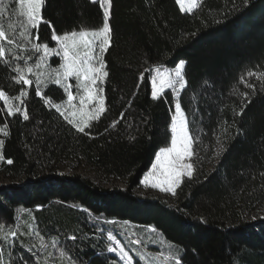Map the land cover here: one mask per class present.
Returning <instances> with one entry per match:
<instances>
[{
    "label": "trees",
    "instance_id": "obj_1",
    "mask_svg": "<svg viewBox=\"0 0 264 264\" xmlns=\"http://www.w3.org/2000/svg\"><path fill=\"white\" fill-rule=\"evenodd\" d=\"M6 3L0 23L6 30L9 23L19 27L16 6ZM110 13L106 111L87 134L52 106L65 104L62 86L50 78L40 89L45 95L36 96L35 84L20 86L11 79L10 66L23 67L22 61L10 60V66L0 61V89L9 95H18L21 87L29 92L23 98L28 121L0 112V127L7 123L9 133L0 134L5 141L0 174L21 178L0 186V225L17 232L15 263L122 264L117 253L107 251L115 246L107 239L111 234L129 253L136 248L162 255L166 264H175L174 257L183 264H264V218H247L264 208V81L259 79L264 74V0H249L247 6L244 0H198L191 13L181 12L176 0H112ZM41 14L43 22L33 33L54 48L53 31L103 25V9L90 0H46ZM22 55H32L30 63L38 58ZM181 60L187 85L179 99L195 140L193 176L182 179L175 195L140 193L156 155L171 145L174 96L168 90L152 100L150 72L176 67ZM60 63L61 57L52 55L42 71L54 75L51 70ZM121 113L124 119L111 127ZM83 166L106 187L64 172ZM114 181L126 187H114ZM41 239L47 247L41 248Z\"/></svg>",
    "mask_w": 264,
    "mask_h": 264
},
{
    "label": "snow or ice",
    "instance_id": "obj_2",
    "mask_svg": "<svg viewBox=\"0 0 264 264\" xmlns=\"http://www.w3.org/2000/svg\"><path fill=\"white\" fill-rule=\"evenodd\" d=\"M46 0H12V4L16 7L14 11L18 13V19L22 20L19 27L16 24L9 23L7 30L0 23V61H3L5 66H10V60L22 61L23 67L19 65L10 66L14 75L11 77L16 85L32 86L35 84V95L43 97L45 93L41 92V86L46 85L51 78L52 83L62 86L67 94L65 104H52L50 99H44L45 104H52L56 112L69 125L75 128L79 133H86V129L92 127L91 122L97 121L106 111L104 93V83L109 76L107 71L104 54L111 46L112 29L109 24L110 10L112 8V0H90V3H99L103 9V25L98 30H79L71 31L64 34H56L53 31L51 39L55 41L58 48L50 47L48 43L41 42L38 32L35 34L33 30H37L40 23L43 22L41 14L42 7ZM180 6L181 12L191 13L197 7V0H176ZM249 0H244L247 6ZM187 5V7H186ZM8 11L6 0H0V17ZM11 33L8 34V33ZM17 33L19 40L17 39ZM35 41V42H33ZM27 42V43H25ZM6 45H13L19 51L13 52L11 48H6ZM30 46V47H29ZM31 52L38 54V58L34 60L33 56L29 55L27 59L22 53ZM55 55L61 57L62 62L57 69H52L50 73L42 71L48 67V59ZM186 61L181 60L175 67L174 72L156 70L155 75L151 77V98L159 100L166 90H171L177 97L174 105L175 111L171 116L170 132L171 146L165 147L155 157V163L142 181L145 186L158 188L165 193L176 194V189L180 187L183 177L192 178L194 166L188 162L194 156L193 144L194 137L190 133L189 121L186 118L185 111L182 109L179 96L182 90L186 88L187 81L184 73ZM255 73L249 72L248 76H253ZM30 77H34L33 80ZM144 79L143 74L140 80ZM264 81V74L259 77ZM75 81V84L70 81ZM243 82V77H241ZM246 87L255 90V85L246 83ZM75 88V91H73ZM29 95V92L21 87L18 95L6 94L4 89H0V101L3 102V107L0 112L5 113L8 117L22 115L24 121L30 119L29 112L25 107L26 100L23 99ZM247 93L244 96L247 97ZM78 101V102H77ZM18 102V103H16ZM250 103V101H248ZM63 109V110H62ZM124 119V113L120 114V119L114 121L111 127ZM8 124L5 123L0 127V133L5 137L9 135ZM5 141L0 139V148L3 147ZM5 157L0 155V160ZM13 161L7 160V164L11 165ZM264 175V173H262ZM5 225H0V231H3ZM37 235L40 234L37 232ZM9 236L16 237L17 232L8 231L0 236V264H9L5 260V250L10 247L14 241L9 239ZM73 241L75 236L70 237ZM107 239L112 241L107 246V251L118 252L121 259L127 264H133V257L121 245V242L113 235L109 234ZM57 241L52 242V246L56 247ZM41 248L47 247L41 239ZM66 253L61 250L60 256L63 258ZM165 259H168L167 257ZM175 264H183L181 258H176ZM71 264H75L72 260Z\"/></svg>",
    "mask_w": 264,
    "mask_h": 264
},
{
    "label": "rangeland",
    "instance_id": "obj_3",
    "mask_svg": "<svg viewBox=\"0 0 264 264\" xmlns=\"http://www.w3.org/2000/svg\"><path fill=\"white\" fill-rule=\"evenodd\" d=\"M198 1V0H197ZM186 7H187V5H186ZM89 31H91V30H89ZM58 48V47H57ZM61 62H62V60H61ZM161 70V71H169V72H174V70H175V67H156L154 70H153V72L151 71L150 72V74H151V77L153 76V75H155V73H156V70ZM71 82V81H70ZM72 83V82H71ZM166 91H168V90H166ZM173 93V92H172ZM173 96H174V103H173V109H172V115L174 114V111H175V108H174V105H175V103H176V99H177V97L175 96V94L173 93ZM78 102V101H77ZM186 118H187V116H186ZM188 119V118H187ZM0 134H2L3 135V133H0ZM171 146V145H170ZM169 146V147H170ZM160 152V151H159ZM158 152V153H159ZM188 162H191V160L190 161H188ZM154 163H155V161H154ZM153 163V164H154ZM192 163V162H191ZM151 169H152V166H151V168L145 173V175L149 172V171H151ZM64 172L65 173H69V174H73V173H78V174H81V175H83V176H85V177H89V178H91V179H93L96 183H98V184H102V186L103 187H106V185L103 183V182H101V180L98 178V175H97V173L93 170V169H91L90 167H87V166H83V167H81L80 169H77V170H71V169H68V168H64ZM144 175V176H145ZM144 176H143V178H142V181H143V179H144ZM184 178V177H183ZM182 178V179H183ZM19 180H21V178H18V179H15L14 181H12V180H10V179H8V178H6V177H4L3 175H1L0 174V186L1 185H9V184H12V183H15L16 181H19ZM142 181H141V183H142ZM107 186H109V185H107ZM115 186H118V187H121V188H124V187H126L125 186V183L124 182H121V181H119V182H115L114 181V187ZM110 187V186H109ZM138 190H139V192L140 193H149V194H155V195H159V196H163V197H165V196H167V194H171V193H165V192H162V191H160V189H158V188H152V187H150V186H145L143 183H142V186L140 187V188H138ZM247 218L248 219H250V220H253V221H255V220H257V219H259V218H264V208H258L256 211H254L253 213H250L249 215H247ZM9 231V229H7V228H5L4 227V229H3V231H0V236H2L3 235V233L4 232H8ZM9 239L10 240H13L14 241V237H11V236H9ZM121 242V241H120ZM3 243V241H0V244H2ZM115 245V244H114ZM121 245L125 248V246L123 245V243L121 242ZM17 246L15 245V242L10 246V247H7L6 248V250H5V253H4V256H5V260L6 261H9V264H16L15 262H16V259H17V255H16V253L15 252H13V249H15ZM125 250H126V248H125ZM127 251V250H126ZM128 252V251H127ZM118 255H119V253L118 252H116ZM129 253V252H128ZM132 257H133V264H138L137 263V260H140V261H142L143 262V264H166V262H169L168 261V259H165L162 255H156L155 253H150V254H147V253H145V252H141V251H139V250H137L136 248H134L133 249V251H132V253L130 252L129 253ZM8 255V256H7ZM120 256V255H119ZM121 258V257H120ZM121 261H122V264H127V262L125 261V260H123V259H121Z\"/></svg>",
    "mask_w": 264,
    "mask_h": 264
},
{
    "label": "crops",
    "instance_id": "obj_4",
    "mask_svg": "<svg viewBox=\"0 0 264 264\" xmlns=\"http://www.w3.org/2000/svg\"><path fill=\"white\" fill-rule=\"evenodd\" d=\"M134 242H137V241H134Z\"/></svg>",
    "mask_w": 264,
    "mask_h": 264
}]
</instances>
